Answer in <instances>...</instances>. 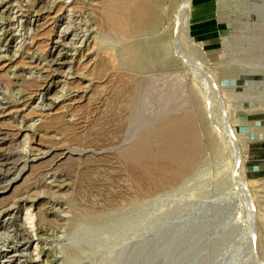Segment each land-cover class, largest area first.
<instances>
[{"label":"rangeland","instance_id":"1","mask_svg":"<svg viewBox=\"0 0 264 264\" xmlns=\"http://www.w3.org/2000/svg\"><path fill=\"white\" fill-rule=\"evenodd\" d=\"M193 1L114 50L103 0H0V264H264V0L206 48Z\"/></svg>","mask_w":264,"mask_h":264},{"label":"bare ground","instance_id":"2","mask_svg":"<svg viewBox=\"0 0 264 264\" xmlns=\"http://www.w3.org/2000/svg\"><path fill=\"white\" fill-rule=\"evenodd\" d=\"M163 2H164V0H103L102 15H101V19L99 21V25H100V27H103L105 30L102 33H100L99 36L97 37L99 43L103 46V48H106V49H114V48L121 47L122 45H124L127 42V39L132 37V30H131L132 28H131L130 21L132 20V16L135 15L137 7L143 3L147 6V8H150V9L155 11L157 8H159V6ZM174 2H175V0H172V4ZM187 3H188V0H182L183 8L187 5ZM133 4H134V6H133ZM64 24H65L64 27L66 28V30L69 31L72 28H74V26L78 25V22L76 19L71 20V18L69 16V18H67L65 20ZM77 34H78L77 32L72 31V33L70 35L77 36ZM154 34H152V36L149 37V39L156 37V36H154ZM78 37H79V35H78ZM146 40H148V39H146ZM141 42H142V40H141ZM114 50H116V49H114ZM133 50L134 49L132 47H129L127 49V53L128 52L130 53ZM150 51H148V52L150 53ZM183 117L184 116H182V119H183ZM190 119L193 120V118H190ZM185 122H186V120H185ZM179 125H181V124H179ZM189 126H190V123H189ZM179 130H180V128H179ZM179 132H181V131H179ZM169 148L171 151H178L181 148V144L177 143L175 145H171ZM193 148H195V147H193ZM193 148L189 147L185 152V156L183 153V155H182V156H184V157H182L183 160L180 158L183 162L181 163L178 161L179 163L178 162L176 163L177 165L175 166V168L172 170L171 173H166L165 169L160 170V178H161V181L163 184L166 182H169L171 180L177 179L178 177H182L181 175L186 173L187 172L186 170L188 168L189 169L191 168L190 165L192 164L194 157L196 156L195 150Z\"/></svg>","mask_w":264,"mask_h":264},{"label":"crops","instance_id":"3","mask_svg":"<svg viewBox=\"0 0 264 264\" xmlns=\"http://www.w3.org/2000/svg\"><path fill=\"white\" fill-rule=\"evenodd\" d=\"M192 10L194 15L191 28L195 39L204 48L216 44L220 28L214 16V0H194Z\"/></svg>","mask_w":264,"mask_h":264}]
</instances>
